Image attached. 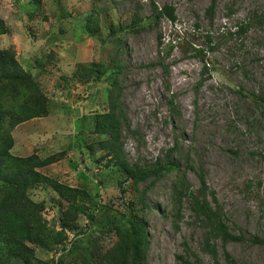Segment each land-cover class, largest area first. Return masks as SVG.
<instances>
[{"label":"rangeland","instance_id":"374dc122","mask_svg":"<svg viewBox=\"0 0 264 264\" xmlns=\"http://www.w3.org/2000/svg\"><path fill=\"white\" fill-rule=\"evenodd\" d=\"M212 1L210 18L206 10ZM152 4L174 7L175 24L163 18L147 31L111 35L130 25L134 14L149 21ZM91 14L98 18L96 35L85 26ZM0 19L7 28L0 48L13 49L50 100L49 118L30 120L13 131L14 155L66 151V159L41 172L87 190L111 211L128 215L131 204L136 218L144 215L147 221L146 264H184L179 257L194 264H226L224 253L236 264H264V246L218 241L215 263L202 250L204 231L186 201L175 219L177 230L172 217L177 177L185 172L196 190L202 174L230 232L264 240V0H42L35 6L27 0H0ZM168 41L174 48L166 56ZM117 54L121 107L130 130L138 133H123L126 160L148 163L178 147L173 157L179 170L145 194L148 208L140 201L145 184L132 190L127 182L121 194L123 178L116 167L95 164L101 153L90 157L85 150L106 138L89 132L94 113L105 108L106 84L105 76L96 86L86 84L78 70L90 62L111 66ZM157 62L166 71L153 65ZM53 194L39 188L34 199L49 201ZM207 200L215 207L211 195ZM86 226L81 217L71 230ZM113 241L102 242L109 247ZM37 256L48 261L52 253L37 250Z\"/></svg>","mask_w":264,"mask_h":264},{"label":"trees","instance_id":"16d2710c","mask_svg":"<svg viewBox=\"0 0 264 264\" xmlns=\"http://www.w3.org/2000/svg\"><path fill=\"white\" fill-rule=\"evenodd\" d=\"M41 2L27 0V4L32 6ZM213 10L214 1L206 10L210 18ZM163 18L174 25L177 20L174 7L163 5L158 9L152 4L149 21L134 14L130 25L117 32L112 30L111 35L120 34L123 30L129 33L147 31L157 26ZM85 26L90 34L96 35L99 31L97 16L88 15ZM6 34V25L0 19V37ZM171 42L168 41L166 56L174 48ZM109 65L112 67L90 62L78 70L84 83L96 86L105 76L103 82L106 84L105 108L102 112L94 113L93 127L89 131L92 135H103L106 138L85 146V150L90 157L96 152L101 153L98 159L93 160L95 164L105 161L106 166L116 167L123 178L118 182L121 194L127 191L124 188L127 182L132 190L145 184L140 193V201L144 208H148L144 202L145 194L171 172L179 170L180 164L173 157L178 152L177 143L166 149L161 159L143 164L128 163L123 153V133L125 130L132 136L138 133L130 130L121 107L118 54L112 56ZM153 65H160L166 71L162 63ZM261 101L264 104V100ZM172 102H169L171 110L178 115V111L172 108ZM50 115L49 97L37 80L21 67L13 49L0 48V264H146L148 225L144 215L136 218L131 204L128 215L118 210L111 211V207L101 204L87 190L70 187L41 172L66 159V151L45 157L37 152L28 156L14 155L13 131L30 120L49 118ZM189 168L185 165V169ZM198 177L200 186L196 190H191L185 172L177 177L173 193V204L176 207V213L172 215L174 222L179 216L182 202L186 201L204 231L202 250L215 263L217 241L221 244L249 242L264 246V240H247L241 234L230 232L214 193L208 191L203 175L199 174ZM39 188L54 193L49 201L34 199V193ZM209 195L215 207L208 202ZM54 209H58L59 214ZM81 217H84L88 227L79 232L72 231V225ZM174 228L178 229L176 222ZM81 235L84 237L80 238ZM105 238L114 239L111 246L107 247L102 242ZM68 242L70 246L66 249ZM37 250L45 254L52 253L51 259L45 261L39 258ZM179 258L184 264H194ZM224 259L226 264H236L228 253H224Z\"/></svg>","mask_w":264,"mask_h":264}]
</instances>
